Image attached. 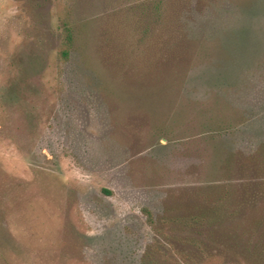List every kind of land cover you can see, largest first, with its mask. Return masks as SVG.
I'll use <instances>...</instances> for the list:
<instances>
[{"label": "rangeland", "instance_id": "rangeland-1", "mask_svg": "<svg viewBox=\"0 0 264 264\" xmlns=\"http://www.w3.org/2000/svg\"><path fill=\"white\" fill-rule=\"evenodd\" d=\"M0 264H264V0H0Z\"/></svg>", "mask_w": 264, "mask_h": 264}, {"label": "trees", "instance_id": "trees-1", "mask_svg": "<svg viewBox=\"0 0 264 264\" xmlns=\"http://www.w3.org/2000/svg\"><path fill=\"white\" fill-rule=\"evenodd\" d=\"M63 25L64 34L62 43L59 48V56L64 62H66L71 58V54L75 44V36L73 26L69 20L64 19ZM143 211L147 216L149 223L153 225L154 218L152 211L149 208H144Z\"/></svg>", "mask_w": 264, "mask_h": 264}]
</instances>
